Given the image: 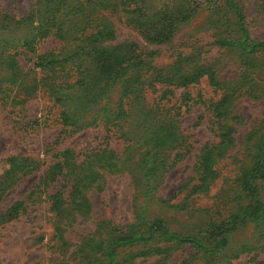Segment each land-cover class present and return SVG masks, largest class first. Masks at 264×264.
<instances>
[{
	"label": "trees",
	"instance_id": "16d2710c",
	"mask_svg": "<svg viewBox=\"0 0 264 264\" xmlns=\"http://www.w3.org/2000/svg\"><path fill=\"white\" fill-rule=\"evenodd\" d=\"M201 6L200 0H34L32 9L21 18L0 14V69L4 72L0 74V99L13 106L41 86L59 106L62 131L76 133L101 126L113 130L125 144L120 155L103 147L78 158L65 149L42 174V193L58 180L68 185L64 198L59 190L47 195L52 238L61 256L49 264H136L139 258L154 256L158 264H168L172 253L185 245L194 251L181 264H236L243 254L264 251V116L261 128L245 139L249 162L238 167L225 216L215 218L202 209L205 220L198 218L183 224L186 229L173 230L161 214L151 217L147 213L150 201L188 210L186 204L172 206L169 199L156 196L166 172L188 151L176 115L159 101L203 77L221 93L208 106L217 126V142L205 145L198 155L196 183L186 196L191 198L215 178L217 161L235 143L234 125L242 119L236 111L237 101L243 96L264 100V42L250 38L239 0L218 1L222 26L216 28L212 44L236 53L240 61L237 78L221 81L217 68L200 62L199 53L177 52L170 64L156 66L153 52L139 51L135 42L116 43L110 15H123L145 44L162 45L170 43ZM46 38H53L59 47L38 52L37 44ZM23 53L31 55V70L38 74L28 84H23L27 72H22L17 59ZM154 86L164 90L157 103L147 106L145 90ZM8 162L6 180L0 182V202L18 173L23 177L39 169V163L27 157L11 156ZM124 173L136 189L133 222L114 225L102 235L92 232L85 248L72 250L65 258L71 245L64 227L89 220L92 206L87 194L101 190L106 174ZM24 209L23 201L16 202L0 214V223L16 218ZM247 227L254 235L237 240L235 235ZM139 244L137 251L123 250Z\"/></svg>",
	"mask_w": 264,
	"mask_h": 264
},
{
	"label": "rangeland",
	"instance_id": "374dc122",
	"mask_svg": "<svg viewBox=\"0 0 264 264\" xmlns=\"http://www.w3.org/2000/svg\"><path fill=\"white\" fill-rule=\"evenodd\" d=\"M218 1L200 0L202 6L197 16L181 27L170 43L162 45L145 44L136 30L127 24L120 14L110 15L115 27V42H135L139 51L153 52V64L164 66L170 64L177 52L199 53L202 63H211L218 70L221 81L235 80L239 75V59L237 54L212 44L216 28L222 24L218 21ZM243 9L244 22L249 36L254 41L264 42V10L262 0H239ZM216 3V4H215ZM221 4V2H220ZM34 0H0V14H11L15 18L25 16L33 7ZM59 47L53 38H46L37 44L38 52ZM19 66L24 75L23 84L30 83L38 74L32 72V59L29 53L17 56ZM4 72L0 69V74ZM8 74V73H5ZM145 90V104L153 106L158 102L163 86ZM220 92L208 84L203 77L197 84L187 89H174L171 95L161 99L160 105L170 108V113L178 119V128L187 139L188 151L179 158L172 169L164 175L157 189L156 196L163 200L169 199L172 206L186 204L192 215L178 210L166 208L158 202L147 204V213L153 217L161 214L174 230H183V224H190L200 218L202 209L208 210L215 218L225 216L229 210L234 178L238 167L246 165L249 160L245 150V139L255 129L261 128L264 116V100H255L247 96L241 97L236 103V111L241 115V123L236 128L235 143L218 160L215 166L216 176L206 188L191 198H186L191 186L196 183L194 166L198 155L205 145L217 142V126L208 108L210 103L220 97ZM22 98V95H19ZM1 98V97H0ZM187 99V100H186ZM5 99H0V182L5 181V172L9 168L11 156H22L39 163V169L11 182L3 200L0 202V214L18 201H23L25 209L16 218L0 223V264H49L61 258L52 238L51 213L47 195L59 190L62 197L68 193L66 181L58 180L42 193V174L54 161L55 156L65 149H71L78 158L97 148H112L116 154L124 152L125 144L113 130L106 131L101 126L85 129L76 133L62 131L59 120V106L44 88L37 87L19 104L10 106ZM20 177V178H19ZM100 191L92 190L87 194L92 206L89 220H78L65 229V236L70 243L68 253L80 247L85 248L91 242V233L107 232L114 225H125L133 222V200L135 190L129 175L106 174ZM38 190V191H37ZM140 201V199H139ZM206 215V214H205ZM207 217V215H206ZM65 220V219H63ZM62 222H65L63 221ZM254 233L251 227L238 232L237 240L248 239ZM137 246H127V251H137ZM194 251L185 245L175 250L168 264H181ZM157 257L139 258L136 264H158ZM74 262L71 260L70 263ZM236 264H264V251L257 254L241 255Z\"/></svg>",
	"mask_w": 264,
	"mask_h": 264
}]
</instances>
